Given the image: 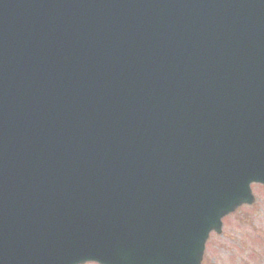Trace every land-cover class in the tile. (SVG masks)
<instances>
[{"label":"water","instance_id":"obj_1","mask_svg":"<svg viewBox=\"0 0 264 264\" xmlns=\"http://www.w3.org/2000/svg\"><path fill=\"white\" fill-rule=\"evenodd\" d=\"M254 180L264 0H0V264H199Z\"/></svg>","mask_w":264,"mask_h":264},{"label":"rangeland","instance_id":"obj_2","mask_svg":"<svg viewBox=\"0 0 264 264\" xmlns=\"http://www.w3.org/2000/svg\"><path fill=\"white\" fill-rule=\"evenodd\" d=\"M252 187V202L237 205L210 233L200 264H264V184Z\"/></svg>","mask_w":264,"mask_h":264}]
</instances>
